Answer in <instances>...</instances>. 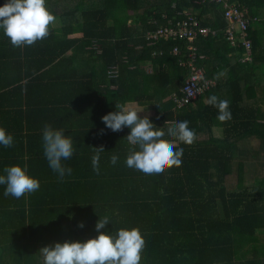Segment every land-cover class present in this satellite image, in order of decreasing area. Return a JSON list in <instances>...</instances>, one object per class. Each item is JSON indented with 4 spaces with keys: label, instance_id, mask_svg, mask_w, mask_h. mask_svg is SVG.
Returning <instances> with one entry per match:
<instances>
[{
    "label": "trees",
    "instance_id": "16d2710c",
    "mask_svg": "<svg viewBox=\"0 0 264 264\" xmlns=\"http://www.w3.org/2000/svg\"><path fill=\"white\" fill-rule=\"evenodd\" d=\"M56 1L46 0L48 9ZM240 1L249 13L262 14L264 0ZM184 10L197 11L200 22L218 32L146 38L175 24ZM56 15L62 24H51L48 37L32 46L13 47L0 29V127L14 138L12 147L0 145V175L7 166L26 164L27 174L40 183L38 191L19 199L5 197L6 185H0V264H42L39 250L49 236L85 242L98 236L96 223L105 216L110 223L101 232L140 230L145 240L140 264H264V237L257 234L264 230V175L246 185L248 163L240 157L235 188L226 182L239 140L256 137L264 151V107L248 103L245 90L258 64L249 67L248 77L243 74L240 39L231 46L219 32L226 25L223 8L194 0H75ZM251 23L248 38L256 59L260 34ZM112 67L116 76L108 74ZM192 67L211 83L178 105ZM225 67L226 75L217 79ZM212 95L230 102V120H218V108L207 103ZM116 103L133 104L165 131L187 120L194 143L164 137L174 150L183 148L182 164L159 176L127 167L130 129L113 132L102 121L117 111ZM45 124L65 129L73 139L72 157L61 161L72 173L63 180L44 155ZM101 146L97 174L91 160L93 148ZM114 154L119 158L112 165ZM260 165L264 171V161Z\"/></svg>",
    "mask_w": 264,
    "mask_h": 264
},
{
    "label": "clouds",
    "instance_id": "9594fccd",
    "mask_svg": "<svg viewBox=\"0 0 264 264\" xmlns=\"http://www.w3.org/2000/svg\"><path fill=\"white\" fill-rule=\"evenodd\" d=\"M236 1L244 6L240 0ZM194 2L200 5L216 3L223 8L226 25L219 31L223 30L225 34L228 21L224 17L225 7L223 4L217 0H205L204 2L194 0ZM186 13L197 15V11L191 10H184L178 15H183L181 18H184L187 16ZM246 16H248L247 11ZM55 20L56 17L48 9L46 0H6L5 4L0 6V29L10 39L13 47L32 46L37 41L45 39L50 34V25ZM249 21L248 18V24ZM215 30L217 33L218 29ZM246 37L249 39L248 30ZM244 52L241 60H243ZM224 75H226V70L218 73L216 78L219 79ZM198 79H203V77L193 76L191 81L194 82ZM187 92L189 96L193 95L190 89H187ZM207 103L218 108V120L224 122L231 119L228 100L212 95L208 98ZM115 108L117 111L103 116L102 121L113 132L122 131L125 127L130 129V134L126 136L130 145L125 161L127 167L141 171L146 175L159 176L166 169L173 166L179 167L182 164L183 148L174 150V144L164 137L167 135L188 145L194 143L196 133L189 128L187 120L167 125L165 131L164 127L157 128L147 115L142 118L140 113L143 110L137 109L131 103H116ZM64 133L65 129H54L51 125L45 124L42 134L44 155L49 167L57 173L60 180H63L66 174L71 175L72 169L65 167L61 161L70 159L74 152L73 139ZM101 134H103V130H101ZM13 143V136L7 133L4 127H0V145L8 148L12 147ZM93 149L95 154L91 160L92 167L99 174L100 153L104 152V148L101 146ZM118 158L117 155H112L110 163L115 165ZM4 173L6 175H0V185H6L5 197L12 196L19 199L40 188L38 179L27 174L26 164L23 167L19 165L7 166L4 168ZM109 223V217L99 218L96 223L98 236L85 242L65 241L42 247L39 250L42 264H140L141 253L145 247V240L140 230L134 227L131 229L121 228L115 234L101 232V229H105ZM79 227H83V224L81 223Z\"/></svg>",
    "mask_w": 264,
    "mask_h": 264
},
{
    "label": "built area",
    "instance_id": "2783aa9c",
    "mask_svg": "<svg viewBox=\"0 0 264 264\" xmlns=\"http://www.w3.org/2000/svg\"><path fill=\"white\" fill-rule=\"evenodd\" d=\"M204 2L205 0H200ZM223 4L225 7L224 10V17L228 21L227 27L225 29V36L226 39L232 44H237V36L235 34V27H238L239 38L241 44L245 48L243 60L249 59L250 56V49H251V42L247 39V25H248V16H246V7L243 6L241 3H238L236 0H217ZM198 2V0H197ZM187 15L184 18L178 19L175 24H170L169 26H161L152 33H147L146 38H195L199 35L206 36L208 34H215L216 30L211 29L209 26L203 25L200 20L191 14ZM178 47L173 46L172 52L177 53ZM193 56V54H191ZM191 56V57H192ZM193 73L192 75L187 78L181 87L182 96L177 99L178 105H184L188 101L194 99L199 93H201L211 81L209 79H205L203 74L192 67ZM117 70L116 68L112 67L109 69V75L116 76ZM193 76L203 77V79H198L196 81H191ZM187 89H190L193 92V95L189 96ZM198 89V91H197Z\"/></svg>",
    "mask_w": 264,
    "mask_h": 264
},
{
    "label": "rangeland",
    "instance_id": "374dc122",
    "mask_svg": "<svg viewBox=\"0 0 264 264\" xmlns=\"http://www.w3.org/2000/svg\"><path fill=\"white\" fill-rule=\"evenodd\" d=\"M74 1L75 0H57L56 3L54 2L51 5L49 10L56 17V20L53 23V25L59 26L62 24L61 17L56 15V14L59 13L60 11L64 12V11H67L68 9H70L72 6V3ZM67 19H68V17H67ZM89 46L93 47L96 50L95 53L97 51H100L99 46L96 43H92ZM255 47L260 49L258 44H255ZM221 66H222V64H221ZM257 73H258V76H257L256 80L260 81V83H262L263 79H260V76L262 77V71L260 70V68H258ZM144 87L147 89V91H152V89L154 88V86L150 85L149 83H147V85H145ZM204 100L206 101L207 99L205 98ZM149 105L150 104H147L145 106L141 105V107H142V109H147L150 107ZM134 107H136V106H134ZM206 135H207V133H205V134L201 133L199 136H200V138H203V137H206ZM237 146H238V148L235 150V152H234L235 156L233 157V161L231 162L232 173L229 174L227 176V179H226L227 185L233 189L236 186L235 183L237 180V177L235 175L236 163L240 159V157H243L245 159V161L248 163L247 167L249 169H245V171L243 172L244 183L246 185L252 184L254 182V180H256L260 176L264 175V171L262 170L261 165H260V162L264 161V151L261 148L260 140L257 139L256 137L249 136V137H246L242 140H239L237 143ZM254 152H256L257 155L255 154V156H253L252 154ZM251 161H253L252 162L253 165H250ZM256 168H258L257 169L258 173H255L254 169H256ZM257 234L259 237L263 238L264 237V230L259 231ZM65 241H66L65 237L64 238H54V237L51 238V236H49V238L46 239V241L43 244L46 246H49V245H54L57 242L63 243ZM39 242H41V240ZM74 242H75V240H74ZM32 263L35 264V260H33Z\"/></svg>",
    "mask_w": 264,
    "mask_h": 264
},
{
    "label": "crops",
    "instance_id": "0c3cea01",
    "mask_svg": "<svg viewBox=\"0 0 264 264\" xmlns=\"http://www.w3.org/2000/svg\"><path fill=\"white\" fill-rule=\"evenodd\" d=\"M260 9L261 10H259V12H261L262 14L255 16V14L253 15V14L248 12V7H247L248 18L250 19V22H252L251 24L255 28L259 29V34H260V36H258L259 42L257 43L259 45L260 49L256 48L257 49V51H256V59H253L254 55L252 54V51L250 49L249 59H246V60L239 59V60L241 62L240 64L245 66L244 68L240 66V68L242 69V72H243L244 75L250 71L249 67L252 69L253 65H255V63L258 64V67L256 69H253V72H249L248 73L250 75L249 83L251 82L250 83L251 85L249 87H247V88L245 87V90H247L246 91V95H247L246 96L247 97L246 101L248 103H250V104H259L262 107H264V61H263V59H264V7L260 8ZM206 12H207V14H211V11H206ZM256 22H259V24L256 25L257 24ZM52 26L55 27V25H53V24H52ZM165 26H169V25H165ZM247 28H248V25H247ZM220 31H223V30H220ZM235 31H236V33H238V27L237 26L235 27ZM149 33H152V32H149ZM223 33H224V31H223ZM224 36H225V34H224ZM231 46H237V44H234V45H231ZM243 51H246L245 48H243ZM229 55H231V54H229ZM219 65L221 66V64H219ZM222 67H223V64H222ZM246 67H247V69H246ZM258 68H260V70L262 71V77L260 76V79H263L262 83H260V81L256 80L257 76H258V73H257ZM150 69H151V66H148L147 67V73L150 71ZM197 70H199L202 73L201 69L197 68ZM225 70L226 71L229 70L228 67H225V69L222 68V70H220L218 72L220 73V72L225 71ZM245 76H247V75H245ZM222 77L223 76H221L220 78H222ZM132 106H134V105L132 104ZM35 264H38V263L35 261Z\"/></svg>",
    "mask_w": 264,
    "mask_h": 264
}]
</instances>
